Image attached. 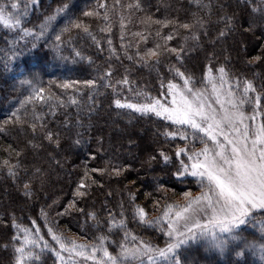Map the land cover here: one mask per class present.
<instances>
[{"label":"snow or ice","instance_id":"1","mask_svg":"<svg viewBox=\"0 0 264 264\" xmlns=\"http://www.w3.org/2000/svg\"><path fill=\"white\" fill-rule=\"evenodd\" d=\"M191 2L198 9L210 7L203 0ZM241 5L248 15L244 31L254 32L260 24H264V0H239L237 6ZM41 6L42 0H0V27L6 33L5 46L0 48L3 54L0 64L5 71L21 77L22 87L30 89V95L20 102V107L11 113L4 124H27L33 139L40 137L59 147L60 134L48 128L43 114L36 113L34 109L31 120L21 116V109H25L26 104L36 100L51 101L53 95H45L48 89L43 86L40 71L25 68L17 70L15 61L41 45L61 59H67L62 53L65 46L72 43L74 30L76 35L83 33L90 37L97 48H102V45L86 21L79 17L73 18L72 0H61L38 25L27 27L30 21L26 18ZM225 7L222 5L221 10L224 11ZM99 9H103V12ZM144 11L141 0H133L127 5L115 0L111 11L106 2H98L97 8L82 11V16L99 18L103 22L100 31L111 33V16L119 14L121 51L123 58L133 64L158 68L165 58L175 57L177 64L168 67L172 76L166 82L160 79L157 96L145 95L143 102L137 103L122 102L119 98L113 102L118 109H131L141 116H154L163 121L160 135L166 142L177 139L184 142L183 146L177 144L175 160L160 149L156 155H150L145 163L151 165L153 161H163L166 167L171 165L169 175L174 182L184 183L189 177L194 178L200 189L199 194L194 196L191 190L183 191L180 194L183 203H171L166 196H161L154 201V210L158 215L155 219H149L145 208L135 204V194L130 193L133 220L141 226L154 227L159 231L163 236L162 245L128 230L123 204L120 205L119 218L117 213L106 209L103 222L94 210L85 212V209L80 208L76 199L70 201L62 212L56 211V216L62 217L75 210L84 214L87 220L95 222L99 234L92 241L83 243L59 233L55 223L49 219L50 213L43 207L40 216L50 239L45 238L37 220L33 219L29 227L19 223L13 216L14 234L10 241L12 264H46L42 260L45 254L54 257L53 264H190L187 253L194 246L211 256L207 264H264V98L252 80L234 77L223 64L213 66L211 57L201 69L200 87L196 86L190 73L182 70L187 42L191 40L198 43L201 31L205 36L209 35L207 21L196 13L192 14L191 20L183 21L178 17L161 19L152 14L137 17L143 27L131 33L136 38L134 41L127 40V25L134 22L133 17L137 13ZM61 19L65 22L57 30ZM236 19L235 12L232 15L227 12L220 15L218 24L223 27L218 28L216 38H226L237 27H243L244 22L237 25ZM178 39L183 43L174 46L172 42ZM112 43L109 36L107 44L110 56L119 60L122 57L117 54ZM72 55L91 62L76 48H72ZM257 61L264 62V52L261 56L253 57L249 63ZM112 76V65L109 64L98 78L83 81L89 88V99L100 87L111 88L113 94L118 95L119 86L131 85L127 69L115 83ZM53 83L61 89L73 88L78 92L79 89L74 86L81 82L50 80L49 88ZM69 101L73 105L77 103L72 96H69ZM249 104L252 105L250 113L246 111ZM60 106H65L62 99ZM52 114L55 115V112ZM64 127H69L67 121ZM4 130L0 126V131ZM82 135L76 133L74 144H82ZM197 143L200 147H196ZM29 144L34 150L43 147L42 142L35 144L29 140ZM5 151L9 155L0 160V169L6 170L15 181L21 167L19 158L24 150L10 144ZM13 154L17 158L15 162L11 159ZM56 162L60 163L58 160ZM126 170L116 165L110 168H88L85 163L84 176L77 185L74 197L90 195L89 189L98 183L91 173L120 177ZM44 176L42 167H34L23 184V195L31 199L34 182L39 181L43 187ZM156 191L168 192L173 189L157 181ZM105 228L107 231H104ZM114 231L123 233L119 241H112L116 245L115 253L110 251L109 244L110 234ZM8 247V243L4 244L5 249Z\"/></svg>","mask_w":264,"mask_h":264},{"label":"trees","instance_id":"2","mask_svg":"<svg viewBox=\"0 0 264 264\" xmlns=\"http://www.w3.org/2000/svg\"><path fill=\"white\" fill-rule=\"evenodd\" d=\"M98 2H106L111 11L115 0H72L74 5L72 16L79 17L89 24L102 48H97L91 38L83 33L76 35L74 30L72 43L65 46L62 53L67 59H61L59 55H55L49 48L41 45L15 61L17 70L25 68L40 71L43 86L48 89L45 95H53L51 101L36 100L26 104L25 109H21V116L31 120L34 109L36 113L43 114L48 128L60 134L59 147L55 143L49 144L40 137L33 139L27 124H4L11 113L20 107V102L30 95V89L22 87L21 77L16 76L14 72L5 71L0 64V126L5 129L0 131V160L8 157L9 154L5 149L10 144L14 148L24 150L19 158L21 167L15 181L6 170L0 169V264H12L13 253L10 241L14 234L13 216L19 223L29 227L33 219L37 220L45 238L50 239L46 235L47 229L43 227L44 220L40 216L43 207L50 213L49 219L55 223L59 233L68 239H78L83 243L92 241L94 236L99 234L95 222L87 220L84 214L75 210L62 217H57L56 211L62 212L70 201L76 199L80 208L85 209V212L94 210L103 222L106 219V209L117 213L119 218L120 205L123 204L128 230L145 240L158 243L163 239L159 231L154 227L141 226L133 220L130 193L135 194V204L145 208L148 218L155 219L158 215L154 210L156 199L166 196L171 203H183V199H178L183 191H200L192 177L184 183L174 182L169 175L171 165L166 167L163 161H153L151 165L145 163L150 155H156L160 149L175 160V148L177 144L183 146L184 142L178 139L166 142L160 135L163 131L161 127L163 121L157 120L154 116H141L131 109H118L113 102L114 99L119 98L122 102L137 103L143 102L145 95L157 96L160 92V79L163 78L166 82L172 76L168 67L177 64L175 57L165 58L158 68L140 67L124 59L120 47L119 14L111 16V33L100 31L103 22L99 18L82 16V11L97 8ZM120 2L127 5L133 0H120ZM238 2L239 0H203V3L209 4L210 7L198 9L191 0H141L145 11L137 13L133 17L134 22L127 25L126 39L133 41L136 39L131 33L143 27L137 17H143L145 14H152L161 19L178 17L183 21L191 20L192 14L196 13L207 21L209 35L205 36L201 31L198 43L191 40L187 42L182 70L190 73L196 81V86L200 87L201 69L211 57L213 66L223 64L234 77L252 80L257 91L264 98V62L249 63L253 57L261 56L264 52V36H262L264 24H260L254 32H245L247 10L242 5L238 7ZM59 3L61 0H42L40 9L26 18L30 21L26 26L31 28L38 25ZM222 5L226 6L224 11L221 10ZM99 10L103 12V9ZM224 12L228 15L235 12L236 24L240 25L244 22L243 27H237L226 38L217 39V30L223 27L222 24H218V18ZM64 22L63 19L59 21L57 30ZM5 35L0 27V48L5 46ZM109 36L113 42L112 47L122 57L119 60L115 56H110L107 44ZM179 43L183 41L178 39L172 42L174 46ZM28 47L31 48V45L29 44ZM72 48L79 50L84 57L90 58L91 62L89 59L81 60L79 57H74ZM132 50L134 51V48ZM2 55L0 53V57ZM109 64L112 65L113 83L123 77L127 69L131 85L119 86L118 95H114L111 88L100 87L98 92L92 93V99H89V88L82 82L98 78ZM50 80H76L81 83L74 86L75 89H79L77 92L73 88L61 89L55 83L49 88ZM69 96L77 100L75 105L69 101ZM61 99L65 102L63 107L60 106ZM251 109V104L246 106V110L251 111ZM53 111L55 115L52 114ZM66 121L69 123L68 128L64 127ZM77 132L83 134L81 137L83 142L80 145L74 144ZM29 140L35 144L42 142L43 147L34 150ZM196 147L200 145L197 143ZM11 159L15 162L17 158L13 154ZM57 160L60 161L59 164ZM85 163L88 168H110L111 165H116L127 170L120 177L114 175L110 177L99 172L91 173L90 175L98 183L89 189L90 195L84 198L74 197L77 185L84 176ZM37 166L45 170L44 183L41 187L39 181L34 182V194L29 199L23 195V184ZM157 181L173 191H156ZM104 231H107L106 228ZM122 236V232L114 231L110 234V251L115 253L116 245L112 244V241H119ZM6 243L9 244L7 249L4 248ZM187 259L190 264H207L211 256L203 249L194 246L187 253ZM42 260L46 261V264H53L54 257L45 254Z\"/></svg>","mask_w":264,"mask_h":264},{"label":"rangeland","instance_id":"3","mask_svg":"<svg viewBox=\"0 0 264 264\" xmlns=\"http://www.w3.org/2000/svg\"><path fill=\"white\" fill-rule=\"evenodd\" d=\"M16 76H17V75H16ZM247 109H248V108H247ZM251 110H252V109H251ZM246 111H248V110H246ZM248 112L250 113L251 111H248ZM192 194L195 196V195L199 194V191H198V192H192ZM178 199H180V200L183 199L182 195L179 196ZM182 201H183V200H182ZM152 243H154V242H152ZM158 243L162 245V244H163V239H162V241H160V242H158ZM154 244H155V243H154ZM88 264H91V263L88 262Z\"/></svg>","mask_w":264,"mask_h":264}]
</instances>
